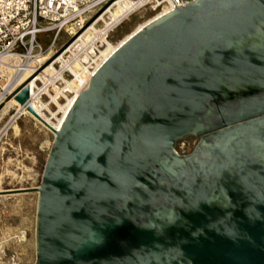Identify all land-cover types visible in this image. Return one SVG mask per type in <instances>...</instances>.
I'll list each match as a JSON object with an SVG mask.
<instances>
[{"label": "water", "instance_id": "1", "mask_svg": "<svg viewBox=\"0 0 264 264\" xmlns=\"http://www.w3.org/2000/svg\"><path fill=\"white\" fill-rule=\"evenodd\" d=\"M26 83L8 98L25 104ZM27 110L54 135L40 185L0 194L38 193L33 264H264V0L176 7L57 129Z\"/></svg>", "mask_w": 264, "mask_h": 264}, {"label": "built area", "instance_id": "2", "mask_svg": "<svg viewBox=\"0 0 264 264\" xmlns=\"http://www.w3.org/2000/svg\"><path fill=\"white\" fill-rule=\"evenodd\" d=\"M116 1L0 0V102L16 91L10 86L20 75L27 74L28 87L27 102L7 109L0 141L18 119L30 117L28 104L41 102L42 111L51 117L56 101L72 97L71 88L82 89L99 67V53L109 35L129 16L141 9L160 16L194 0H129L122 15L112 19L109 8ZM99 17L103 25L82 42L81 34ZM62 33L66 40L56 48Z\"/></svg>", "mask_w": 264, "mask_h": 264}, {"label": "rangeland", "instance_id": "3", "mask_svg": "<svg viewBox=\"0 0 264 264\" xmlns=\"http://www.w3.org/2000/svg\"><path fill=\"white\" fill-rule=\"evenodd\" d=\"M149 14L150 11L147 9H141L123 21L110 34L111 40L107 42L104 53L111 47L116 48L126 36H130L135 23ZM65 40L66 36L62 33L57 40L56 48ZM79 90L80 88L74 87L75 93L70 99ZM67 107L68 103L65 110ZM8 108L0 111V119L2 118L0 125L10 113ZM53 136L45 125L31 116L17 120L0 141V191L34 189L40 185ZM195 142L194 137H185L176 142V149L187 153L194 147ZM37 195L34 190L0 194V264L34 263Z\"/></svg>", "mask_w": 264, "mask_h": 264}, {"label": "bare ground", "instance_id": "4", "mask_svg": "<svg viewBox=\"0 0 264 264\" xmlns=\"http://www.w3.org/2000/svg\"><path fill=\"white\" fill-rule=\"evenodd\" d=\"M129 4H130V1L129 0H117L115 3H113V5L109 8V11H110V16H111V18L112 19H114V18H116V17H118L119 15H122V13L128 8V6H129ZM159 15H157V14H153V15H149L148 17H146V18H144L143 20H141V21H138L137 23H135V25L133 26V28L131 29L132 30V34L134 33V32H136L137 30H139L141 27H143L145 24H147L149 21H151L152 19H154V18H156V17H158ZM130 17V16H129ZM129 17L127 18V19H129ZM126 19V20H127ZM103 23H104V21H103V19H102V17H99L97 20H94V21H92L90 24H89V27L81 34V36H80V40L82 41V42H85V41H87L88 39H90V37H91V34L93 33V32H95V30L96 29H99L102 25H103ZM130 30V31H131ZM79 33V32H78ZM78 33H76L75 34V36L78 34ZM131 34V35H132ZM109 37H110V35H109ZM129 36H126L121 42H120V44L122 43V42H124L127 38H128ZM111 40V38H108L107 39V41H106V45H107V42L108 41H110ZM117 41H118V39H117ZM119 44V45H120ZM106 45L104 46V48L103 49H101V51H100V53H99V61H98V63H97V65L96 66H99L100 65V63H102L116 48H113V47H111L110 49H109V51L108 52H106V53H104L105 52V48H106ZM45 58H47V57H45ZM27 78V74H23V75H20L19 77H17L13 82H12V84H11V86H10V88L11 89H18V87L25 81V79ZM8 81V80H7ZM5 82V81H4ZM3 82V83H4ZM69 88V87H68ZM71 88V87H70ZM81 90V89H80ZM79 90V91H80ZM72 92H73V95H74V93H75V91H74V88L72 89ZM78 93L79 92H77L76 94H75V96L72 98V99H70L71 97H68V96H66V95H64V98L62 99V100H58V101H56V107H57V109L54 111V112H52V116L51 117H49L47 114H45L43 111H42V103L41 102H32V107H33V109L41 116V117H43L46 121H48L51 125H53L54 126V128H58L59 126H60V124H61V122H62V120H63V118H64V116H65V114L67 113V111H68V109L70 108V106H71V104H72V102H73V100L75 99V97L78 95ZM9 97V96H8ZM8 97H6L4 100H2L1 102H0V111H2V110H4V109H6L7 107H10V106H12V105H14V104H16V101L14 100V98H8ZM67 103H68V107H67V109L65 110V108H66V105H67ZM65 110V111H64ZM29 115L32 117V118H34V119H36L30 112H29ZM64 115V116H63ZM60 116H63V118L62 117H60ZM38 120V119H37ZM39 121V120H38ZM16 124V123H15ZM15 124H13V126L15 125ZM43 124V123H42ZM44 125V124H43ZM47 127V126H46ZM48 128V127H47ZM49 129V128H48ZM50 130V129H49ZM52 133H53V131L52 130H50Z\"/></svg>", "mask_w": 264, "mask_h": 264}]
</instances>
